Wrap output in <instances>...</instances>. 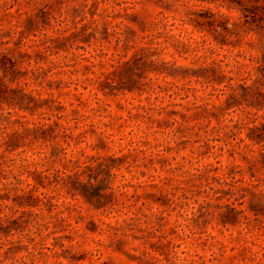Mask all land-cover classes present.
I'll use <instances>...</instances> for the list:
<instances>
[{
  "label": "rangeland",
  "instance_id": "rangeland-1",
  "mask_svg": "<svg viewBox=\"0 0 264 264\" xmlns=\"http://www.w3.org/2000/svg\"><path fill=\"white\" fill-rule=\"evenodd\" d=\"M243 21L231 0H0L5 81L36 107L1 103L26 137L0 157V264H264V44ZM235 60L244 79L196 76Z\"/></svg>",
  "mask_w": 264,
  "mask_h": 264
},
{
  "label": "trees",
  "instance_id": "trees-1",
  "mask_svg": "<svg viewBox=\"0 0 264 264\" xmlns=\"http://www.w3.org/2000/svg\"><path fill=\"white\" fill-rule=\"evenodd\" d=\"M208 1H214V0H208ZM231 1L235 2V6L240 8L244 16V21L242 22L240 29L236 31V36L238 40H240L242 37L248 36V39H250L251 42L257 39L258 41H261L262 44H264V0H244L245 3H243L241 0H231ZM198 16L200 17V19H195V27L198 28V30L202 31L206 29L207 31L213 34H217V35L220 34L222 36V39H225L226 36H228L227 32L229 31L230 28L227 26V21H223L224 23L221 25L222 31H218V29L215 27V21H216L215 13H212L210 11H200ZM196 41L197 43L199 42V40ZM205 41L206 39L203 37L201 42H205ZM141 49H142V53H144V51H146L147 48L144 47ZM259 62L261 65H263L264 59L259 60ZM238 63L239 62L235 60V62L232 64V68L225 70L223 67H221L220 63L212 61L210 66L200 68V71L196 73V76L202 77L203 80L207 83L209 82L221 83V81L226 77L228 80H233L234 77L237 75L239 76L240 79H244L246 76H248L249 72L247 70L243 71L244 73H240L239 70L236 71L235 67L240 68ZM225 64L228 65L229 62H226ZM243 66L246 65L244 64ZM262 67H264V65ZM0 70L3 72V75L0 76V110L1 111L4 110L3 107L1 106V103L3 101H6L9 106L11 104H14V102H17L19 108H28L29 110H31V112H33V110H35L36 107L31 106L28 103L24 104L23 103L25 99L24 95H21L20 97H17L18 99H15L16 95L15 96L13 95L15 94V89L12 88L10 85H8L5 81V77L7 74L9 75L16 74L17 72L16 61L8 57L7 54H0ZM259 72L260 74H262V76H264V70L263 71L260 70ZM227 73H229L230 75H228ZM253 100L256 104L262 103L261 99L259 98V95L255 96ZM3 112L4 111L0 112V157H6L7 156L6 154L15 150L19 146L20 142L23 141L26 137V135H23L21 132H19V130H15L12 132L7 131L8 120L3 115ZM7 113L10 112L7 111ZM59 117L61 116L59 115ZM36 127H37L36 131L41 130L47 132L50 129L53 130L52 125L47 122H42ZM64 129L67 128L64 127ZM52 138L54 137L52 136ZM249 138L250 140H253L255 143L261 140L260 135H258V133H256L255 135H249ZM61 152H63L62 155ZM63 158H66V152L63 151V147H61V145H58V143L56 142L51 144L49 154L45 155V160L55 162V161H61L63 160ZM68 161L73 162L72 163L73 169H78L80 167L78 160L68 159ZM67 179L70 180L71 175H67Z\"/></svg>",
  "mask_w": 264,
  "mask_h": 264
}]
</instances>
